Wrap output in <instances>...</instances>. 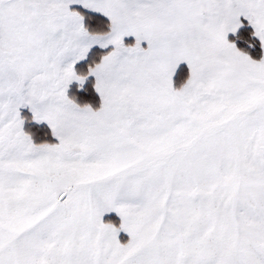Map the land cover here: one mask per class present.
I'll return each instance as SVG.
<instances>
[{
    "label": "snow or ice",
    "instance_id": "6c2138e0",
    "mask_svg": "<svg viewBox=\"0 0 264 264\" xmlns=\"http://www.w3.org/2000/svg\"><path fill=\"white\" fill-rule=\"evenodd\" d=\"M0 264H264V0H0Z\"/></svg>",
    "mask_w": 264,
    "mask_h": 264
}]
</instances>
